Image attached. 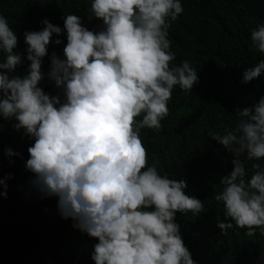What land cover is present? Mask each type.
<instances>
[{
  "label": "clouds",
  "instance_id": "9594fccd",
  "mask_svg": "<svg viewBox=\"0 0 264 264\" xmlns=\"http://www.w3.org/2000/svg\"><path fill=\"white\" fill-rule=\"evenodd\" d=\"M182 11L181 0H90L87 18L99 19L98 30L74 13L63 15V28L43 19L39 30L23 32V58L16 31L0 16V119L32 140L24 162L29 186L55 196L60 217L96 239L94 264H197L176 216L202 212V201L186 194L185 180L146 166L140 139L142 128L161 127L174 86L191 90L198 82L189 60L172 63L168 29ZM62 31L61 54H49ZM250 47L264 55V22L250 30ZM262 75L259 59L243 69L241 82ZM45 79L55 94L42 89ZM234 114V126L208 132L232 154L215 195L230 220L217 219L216 227L223 234L234 222L249 236L264 235V93ZM4 154L20 155L10 147ZM10 176L0 179V196Z\"/></svg>",
  "mask_w": 264,
  "mask_h": 264
},
{
  "label": "trees",
  "instance_id": "16d2710c",
  "mask_svg": "<svg viewBox=\"0 0 264 264\" xmlns=\"http://www.w3.org/2000/svg\"><path fill=\"white\" fill-rule=\"evenodd\" d=\"M89 5L90 0H0V16L16 31L17 51L23 58V32L39 30L43 19L63 28V15L74 13L86 27L98 30L99 19L87 18ZM181 5L183 11L168 29L175 54L172 63L189 60L197 69L198 82L191 90L174 86L161 127L141 129L146 166L154 164L162 174L185 180L186 194L202 201V212L176 216L183 242L197 264H264V235L259 231L249 236L234 222L223 234L216 227L217 219L230 220L215 195L222 189L220 177L232 168V154L208 136L209 130L234 126L238 119L234 111L264 93V75L241 82L243 69L264 59L250 47V30L264 22V0H181ZM59 39V45L50 41L49 54H61L66 43L63 31ZM27 63L17 67V74ZM48 64L46 54L42 70ZM40 86L50 94L57 91L47 79ZM12 123L0 119V179L11 173L5 180L6 196H0V264H94L90 253L96 239L75 228L71 218L60 217L55 196L41 197L30 188L32 173L24 162L32 140L22 130H13ZM5 147L20 155L6 157ZM258 162L264 164V159ZM245 166L250 168V162Z\"/></svg>",
  "mask_w": 264,
  "mask_h": 264
}]
</instances>
